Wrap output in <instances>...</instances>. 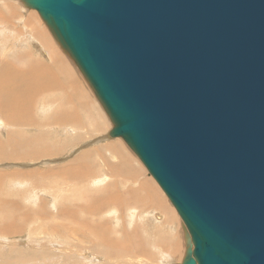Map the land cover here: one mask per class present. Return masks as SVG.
Wrapping results in <instances>:
<instances>
[{
  "label": "water",
  "instance_id": "95a60500",
  "mask_svg": "<svg viewBox=\"0 0 264 264\" xmlns=\"http://www.w3.org/2000/svg\"><path fill=\"white\" fill-rule=\"evenodd\" d=\"M189 234L181 264H264V0H21Z\"/></svg>",
  "mask_w": 264,
  "mask_h": 264
},
{
  "label": "rangeland",
  "instance_id": "374dc122",
  "mask_svg": "<svg viewBox=\"0 0 264 264\" xmlns=\"http://www.w3.org/2000/svg\"><path fill=\"white\" fill-rule=\"evenodd\" d=\"M0 1H1V3H0V16H2L0 18H3V20H5L3 22L2 19H0V21H1L0 23H3V24H0L1 25L0 29L2 30V31H0V41L3 40L2 43H0V63L4 62L5 60H9L15 66L22 67L23 69L30 68L31 65L34 68L39 67L41 69H44L45 66L51 65L50 68H52L51 69L52 71L51 70L50 71L55 73L54 75L57 77V79L59 80L61 85H67V86L63 90H58L57 94H55V95L52 94L53 96L50 94L48 96L57 97L58 98V104L61 103L62 100L65 101L66 108L67 107L73 108V106H72L73 103H75L77 106V102H76L75 97L78 94V99H79L80 90L81 91L84 90L85 92L88 93V94H86V96L84 98V101L88 102V103H86V105L81 104L80 106H78V108H75V109L73 108L74 110L73 109L71 110V108H69V110H71V111H67V115L68 114L69 115L66 116L67 119L65 118V120H63V118H62L64 116V112L61 113V115L59 116V120H61V121L63 120V122H61V124L59 123L58 118H56L54 115H52L54 113L55 109L50 110V112H49L50 114L48 112L45 115L41 113L42 117L45 120L44 124L47 125L48 127H50L48 131L43 130L41 132L45 133L46 142H48V143L51 142V144L56 143L55 144L56 147H53V150L57 151L58 153H53V151H50V153H52V154L46 155V156H50V157L44 156V158H42L41 160L34 161V162L33 161H27V162L12 161L11 162V161H3L2 158H0V161H2V163H0V172L5 171L4 173H6L7 175H12V174H14L13 172H16V171H19V172L35 171V170L43 171L47 168L58 167L62 164L66 165L67 163H70L71 161L76 160V159L78 160V162H80L78 156L81 155L82 152H85L87 150H92V149H95L97 147L99 149L103 148L105 150V149H108V147L111 145L113 147V149L116 150L117 156L112 157L110 155V151H109V153L106 151H103L104 158L107 160V162L110 164V166H106L104 164L103 165V172L100 174L106 175L107 178L109 179V183H111V184L117 183L120 185H124L126 183H129V184H131L132 188L135 190L139 186L149 184V183H151L150 181H152L153 184L155 186H157L161 195H163L164 198L167 199L166 201H167V204L169 205V207H171V206L173 207V208L171 207V209H173L174 213L176 214L175 216H176L177 221L179 223L178 222L175 223V225H176L175 228H172L170 230L169 227L166 226L169 221H166L163 219H162L163 221L160 219H156V217H162L163 212L156 207H155V209H154V207H152L153 210L148 208V210H145V212H146L145 214L141 213L140 210L138 211L140 214H144L145 216H147L148 219H150V217H151V220H149V222L147 219H145V221L147 220L146 222H148V224L146 222H141L139 217H138L139 214L137 213L136 219L134 218L133 219L134 222L133 221L130 222V225H129V218L130 217H129V215L127 216V214H129V212H127V211H126V213L124 212L123 214H121V218H122V222H123L122 227L123 228L125 227L124 229L128 230L129 232H132L133 229L140 227L138 229L140 236L143 237L146 241L148 238L147 242L151 243L153 246L152 248H150V251L152 250L151 251L152 254H147L146 256H142L139 254L138 255L133 254V255H130L129 257H127L128 255L124 254L125 257L122 256L121 259H110V260L105 259L107 261V264H151V263L152 264H165V260L172 261L173 264H181L183 261V258L185 256L184 251L186 252V249H187L189 234L186 230V227H185L181 217L177 213V210L175 209V207L171 204L169 199L166 197V195L164 194V192L162 191V189L160 188L158 183L149 174L148 170L143 165L140 158L131 150V148L126 144V142H124L122 140V138L118 139V138L109 137V133L114 128V125L112 124L109 116L105 112L100 101L97 99V97H96L93 89L91 88L90 84L87 82V80L85 78H83L84 77L83 74L79 71V69L75 65L74 61L61 49L59 44L55 41L50 30L48 29L45 22L41 19L40 15L37 13V11L31 10V9L29 10L28 8L24 9L25 6L21 0H0ZM6 9H8V10L6 11ZM11 10H12V12H11ZM9 12L11 13V15ZM29 14H30V16H29ZM33 14L36 15V19L32 20L33 23L31 22V26L33 25V27H35V25H37L39 27V25H40L42 28L41 27H39V28L43 31L40 32L39 28H38V32L39 33H42V32L46 33V35L49 36L48 38H50L49 40L52 41V44H51V42L49 43V40L47 43L42 38H41V40L37 39L38 36H34V34H33L36 31V29L32 28V30L34 29L33 33H32L31 27L26 25L27 20L30 19L31 15H33ZM7 18L10 19V23H8L9 20L7 21ZM5 22H7V24H5ZM11 22L14 24H12ZM38 32L36 31V33H38ZM16 38H18V39H16ZM3 45H5V46H3ZM48 45H51V47H54V48L55 47L58 48L59 52L62 54V57H63V58L60 57L61 59H60L59 63L62 65L64 62V64H66L67 67L71 66V70H70L71 75H73V76L75 75L74 78L77 77V79H79V77H80V80L83 81L82 83L85 82V84H83L85 86V88L80 86L81 89L79 88L77 91H76V87H75V90H74V88H70L68 90V88H69L68 84L70 81L67 82L65 80L63 73H61V72L57 73L59 71V65L60 64L58 63L59 65H57L54 63V60H52V58H51L52 51L47 49V48H49ZM54 48L52 49L53 51L55 50ZM20 56H22V57H20ZM17 57H20L21 59H26L27 62H25V61H24V63H22L23 61L17 62V60H16ZM77 74H78V76H77ZM77 79H76V81H77ZM73 90H74V92H76V93H74L76 95V96L74 95L75 97L72 96ZM91 93L92 94L94 93V94L90 95ZM69 95H70V98H72L71 100H68V99H70ZM88 95L91 97L90 99H89ZM94 95H95V97H94ZM66 99H67V101H70V102L69 103L66 102ZM74 99H75V101H74ZM71 102H73V103H71ZM87 105H88V107H87ZM86 109L88 110V112ZM74 111L76 114H74ZM86 113L88 114V116ZM0 115H3V114L0 112ZM91 116H92V118L90 119ZM48 117H49V119H48ZM98 117H99V119H98ZM37 118L38 117L36 115V119ZM3 120H4V118H3ZM75 121H77V122H75ZM86 122H87V125H86ZM63 123L66 124V126H63ZM2 124L3 123L1 120L0 126ZM72 124L76 127L74 128V126ZM80 124H82V125H80ZM80 126H82V128ZM96 126H97L98 131H97V129L95 130ZM103 126H104V128H103ZM100 127H101V129H100ZM67 128H69V129L66 130ZM2 129L0 130V132H2V133H5L7 131L5 129H3V130ZM72 129H73V131H71ZM92 129L95 131V135L92 134V132H91ZM27 133H28V131H27ZM87 133H89V135ZM24 135H25V133H24ZM30 136L33 137L32 135H30ZM29 139H31V138L26 137L24 141H28ZM0 140H2L0 142L6 141V137L1 136ZM40 140L41 139H39V142H40ZM117 140H120V141H117ZM1 151L2 150H0V152ZM3 152L5 153V151H3ZM88 156L91 159L87 161L88 162L87 167H86L85 162H84L83 169H85L87 171H88V169H90V171L93 169V173H94L98 168L97 167L98 161H95V159L98 158V156H101V153L98 150L97 153H88V155L86 157H88ZM124 158H128V161H127L126 167L123 166V169H128V170L134 172L135 176L126 177V178H118L119 177L118 174L109 173V169L111 166L119 165V164H121V162L125 163L126 160H124ZM61 169H62V167L60 169L55 168V170H58V171ZM100 174H98L97 176H99ZM97 176H95V177H97ZM95 177L89 176V177L84 178L83 180H85V181H87L93 185L98 184L97 183L98 181H96L97 178H95ZM48 179H51V178H49V177L45 178V180H48ZM127 179H129V180H127ZM54 180H56V181H54ZM57 180L59 181V183ZM63 182L64 181H62L60 178H53L52 181L50 180L48 182L47 186L51 190H53V189L57 190L59 188H69L68 186L64 185L65 183H63ZM109 183H107L106 185H108ZM11 184L12 183H10L7 186V188H4V191H6L8 193V195H10L13 199L20 202V206L14 208V211L17 213V215L16 216L13 215V216H14V218L17 219V221H12L11 223H8V222H5V220L9 219L10 217L7 216L4 218H0V228L2 231L5 232L7 228L9 230L13 229V231H15V230L19 229V227L22 225L23 226L25 225V227H26V225H28V226L24 229H21L20 234L12 235V236L7 235L9 237L7 239H6V237H3L4 238L3 239L0 236V264H11L12 262L16 263V264H97V262H98V264H104V263L106 264L105 260H103V258L99 255V254H104L105 242L101 241L102 242L101 243L98 241L97 243L93 244L92 241L95 238L93 237V235L91 233H84L85 238L83 239L81 237H77L76 233L73 230H71V229H75V230L83 233L86 223L90 221V219H91L90 217H92V216L85 214V212H81L79 215V219H75L76 217H74V216H70L69 218H65V219H59L58 218L59 215L65 216V214H67L68 212L57 214V213H59V210H58L59 206L53 203L52 200L54 197L51 196L49 193L46 194L44 192H40L36 188L30 190L28 188L24 189L20 186H12L11 187ZM129 184L127 185V187L129 186ZM49 186H51V187H49ZM82 189H83V187H82ZM123 189H124V187L122 186L120 188V190H123ZM99 190H101V192H102V190H104V189L100 188ZM99 190H98V192H99ZM67 191L68 192H66V193L69 195H66V196H59L60 194H57L56 198L58 199V201L63 202V199L71 198L73 202L77 199L80 202H83L82 199L79 197H85V198L90 199L89 197L91 195L93 197L97 196V194L95 195L94 192L93 193L91 191L87 192V191H83L81 189H77L76 191H73L74 194H72V196L70 195L71 194L70 190H67ZM104 192H106V191H104ZM101 195L103 196V194H101ZM97 197L99 198V195ZM0 198H6V197L3 195V196H0ZM46 200H49V203ZM9 201H11V200H9ZM21 203L24 206H22ZM45 204H46L47 212L52 213V215H53L52 218L57 217V219L54 221V224L58 228H60L59 229L60 231L58 233L44 232V230L48 229V227H49V229H52L50 227V225H47V224L51 223L52 219H50L48 222H46V220H44L42 222L44 225L43 226H42V224L40 225L41 229H35V230L30 229V227H32V228L34 227L33 226L34 224L32 226L27 224V223L32 222L30 220V219H32L31 218L33 216L32 214L39 213L38 211ZM37 205H39V206H37ZM76 207L80 208V206H76ZM76 207L73 208L72 212L76 209ZM40 212H41V210H40ZM84 214H85V218H84ZM87 216H89V218ZM114 217H116V216L111 214L108 216V218L106 220L111 221L112 219H114ZM126 217H127V219H126ZM123 219H124V221H123ZM126 220H128V221H126ZM101 221H104V219H101ZM101 221H100V224H101ZM136 222H137V224H134ZM139 223L142 224L143 227ZM108 225L111 228H114V227L118 228L119 227L118 225L117 226L113 225V227H112V223H109ZM149 225L151 227H149ZM134 226H135V228H134ZM170 226L172 227L173 224H171ZM37 227H39V224H37ZM69 228H71V229H69ZM145 228L146 229L148 228V230H149V233L147 235L148 237L145 236L144 234H142L143 231L145 230ZM169 232H171V233H169ZM48 235H53L56 238V242H54V238H52ZM116 235L119 236L118 233H116ZM45 236H47L48 239ZM175 237H177V238H175ZM113 239L115 241L114 237H113ZM162 241H163V243H161ZM178 241H179V244L181 245V247L178 248L179 253L173 254V251L175 249V245H177V246L179 245ZM123 242H124V240H123ZM173 242H176L177 244L176 243L173 244ZM171 252H172V255H171ZM173 255L176 257V260L173 258L174 257ZM169 256L170 257L172 256L171 257L172 259L171 258L169 259L168 258Z\"/></svg>",
  "mask_w": 264,
  "mask_h": 264
},
{
  "label": "bare ground",
  "instance_id": "6f19581e",
  "mask_svg": "<svg viewBox=\"0 0 264 264\" xmlns=\"http://www.w3.org/2000/svg\"><path fill=\"white\" fill-rule=\"evenodd\" d=\"M0 3H1V1H0ZM24 9H26V7ZM7 10L8 9H6V11ZM11 12H12V10H11ZM10 15H11V13H10ZM29 16H30V14H29ZM0 17H2V16H0ZM0 19H2L3 22L5 21V20H3V18H0ZM34 19H36L35 14L31 15L30 19L27 20L26 25L31 27V30H32V28H34L38 32V28L41 27L40 25H39V27L37 25H35V27H33V25L31 26V22L33 23L32 20H34ZM8 20H9L8 23H10V19L7 18V21ZM0 24H3V23H0ZM5 24H7V22H5ZM12 24H14V23H12ZM33 30H32V33H33ZM0 31H2V30L0 29ZM36 31L33 33L34 36H38L39 38L37 37V39L41 40V38H42L45 42L48 43V40L50 39V38H48L49 36H47L46 33H43V32L42 33H39V32L36 33ZM39 31L41 32L43 30H41L39 28ZM16 39H18V38H16ZM2 41H0V43H2ZM50 42L52 44L51 40H49V43ZM3 46H5V45H3ZM48 47L49 48H47V49L52 51V55H51L52 60H54L55 64L59 65L60 64L59 62L61 59L60 57H62V54L59 52L58 48L51 47V45H48ZM53 48L55 49L54 51L52 50ZM20 57H22V56H20ZM20 57H17V59H16L17 62H19V61H23L22 63H24V61L27 62L26 59H21ZM60 65H59V71L57 73H59V72L63 73L65 80L67 82L70 81L68 84V86H69L68 90L70 88H74V90H75V87H76V91H77L80 88V86L85 88V86L83 85V84H85V82L82 83L83 81L80 80V77H79V79H77V77L74 78L75 75L74 76L71 75V73H70L71 66L67 67V65L64 64V62L61 66ZM50 66L51 65H48V66H45L44 69H41L39 67L34 68L31 65L30 68L23 69L22 67L15 66L9 60H5L4 62L0 63V112L3 114V115H0V117L2 118V119L0 118V121L2 120V123H3L0 126V130L2 128L7 130L5 133L0 132V134H1L0 137L1 136L6 137V141L0 142V150H2L0 152V156H1L0 158H2L3 161H11V162L12 161H19V162L33 161L34 162V161L41 160L42 158H44V156L50 157V156H46V155L52 154V153H50V151H53V153H58L57 151L53 150V147H56V145H55L56 143L51 144V142H49V143L46 142L45 133L41 132L43 130L48 131L50 128L44 124L45 120L42 117L41 113L45 115V114H47V112L49 113L50 110L55 109V111L53 110L54 113L52 115H54L56 118H58V121L61 124V122H63V120H65L66 116L69 115V114L67 115V111H71L73 108L74 109L78 108V106H80L81 104L86 105V103H88V102L84 101L86 94H88L84 90H82V91L80 90L79 99H78V94L76 96L74 94L76 92H74V90H73L72 96H74V95L76 96V97L75 96L74 97L76 98V102H77V106L75 103L71 102V103H73V105H72L73 108L72 107L66 108V105H65L66 103L62 99H61L62 102L58 104V98L57 97L48 96L50 94L51 95L57 94L58 90H63L67 86V85H61V83L59 82L57 77L54 75L55 73L51 72L52 68H50ZM77 76H78V74H77ZM83 78H85V77H83ZM76 79H77V81H76ZM93 94L91 93L90 95H93ZM94 97H95V95H94ZM69 98H70V95H69ZM90 98L91 97L89 96V99ZM71 99L72 98H70L68 100H71ZM74 101H75V99H74ZM66 102L69 103L70 101H67V99H66ZM87 107H88V105H87ZM69 108H71V110H69ZM63 112H64V116L62 115L63 120L61 121V120H59V116ZM87 112H88V110H87ZM74 114H76L75 111H74ZM36 115L38 117L37 119H36ZM87 116H88V114H87ZM3 118H4V120H3ZM91 118H92V116L90 117V119ZM48 119H49V117H48ZM98 119H99V117H98ZM75 122H77V121H75ZM80 125H82V124H80ZM86 125H87V122H86ZM63 126H66V124L63 123ZM75 127L76 126H74V128ZM80 127L82 128V126H80ZM103 128H104V126H103ZM68 129L69 128H67L66 130H68ZM96 129H97V126H96L95 130ZM100 129H101V127H100ZM27 131L29 134L27 133ZM71 131H73V129ZM97 131H98V129H97ZM91 132L93 135H95V131L93 129L91 130ZM24 133H25V135H24ZM87 134L89 135V133H87ZM30 135H32L33 137H31ZM26 137H30L31 139H29L28 141H24ZM39 139H41L40 142H39ZM118 139H121V138H118ZM0 141H2V140H0ZM117 141H120V140H117ZM98 150L100 151L101 156H98V158L95 159V161H98L97 162V167H98L97 170L93 173V169L91 171H90V169H88V171L83 169L84 162H85V165L87 167V165H88L87 161L91 159L89 156L86 157L88 155V153H97ZM3 151H5V153ZM103 151H106L108 153L110 151V155L112 157L117 156L116 150L113 149V147L110 145L108 147V149H105V150L103 148L99 149L97 147L95 149L82 152V154L78 156L80 162H78V160L76 159V160L71 161L70 163H67L66 165L62 164L58 167L47 168L43 171H40V170L22 171V172L16 171V172H13L14 174H12V175H7L6 173H4L5 171L0 172V196L4 195L6 197V198H0V218H4L7 216L10 217L9 219L5 220V222H8V223H11L12 221H17V219L14 218V216L17 215V213L14 211V208L20 206V202L13 199L10 195H8V193L6 191H4V188H7V186L10 183H12L11 187L12 186H20L24 189L28 188L30 190L36 188L40 192H44L46 194L49 193L51 196L54 197L52 200L53 203L59 206V209H58L59 213H57V214L68 212L67 214H65V216L59 215V217H58L59 219L69 218L70 216H74V217H76L75 219H79V215L81 212H85V214L92 216V217H90L91 218L90 221L86 223L83 233L79 232L75 229H71V228H69V229L73 230L76 233L77 237H81L83 239L85 238L84 233H91L93 235V237L95 238L92 241L93 244L97 243L98 241L99 242H101V241L105 242L104 254H99L103 258V260H105V259L106 260L121 259L122 256L125 257V255H128L127 257H129L130 255H133V254H136V255L139 254L142 256H146L147 254H152V252H151L152 250L150 251V248H152L153 246L151 243L147 242L148 238L146 241L143 237L140 236V233L138 230L140 227L135 228V226H134L135 229H133L132 232H129L128 230L124 229L125 227L124 228L122 227L123 222H122L121 214H123L124 212L126 213V211L129 212V214H127V216L129 215V217H130L129 218V225H130V222H132L134 218L136 219L137 213L139 214L138 217H139L141 222H146L147 220L149 222V220H151V217H150V219H148L147 216L144 215L146 213L145 210H148V208L153 210L152 207H154V209L156 207L163 212L162 217H156V219H160V220L163 219V220L169 221L166 226H168L170 230L172 228H175V226H176L175 223L178 222L177 218L175 216L176 214L174 213L173 209H171L172 206L169 207V205L167 204V201H166L167 199H165L164 196L161 195L157 186H155L152 181H150L151 183H149V184L141 185L138 188L136 187L137 188L136 190L133 189L131 184H129V183H126L124 185H120L117 183H115V184L109 183V179L107 178V176L104 174H100L103 172V165L104 164L106 166H110V164L104 158ZM124 160H126L125 163L121 162V164H119V165L111 166L109 169V173L118 174V176H119L118 178H126V177L135 176L134 172H132L128 169H123V166L126 167V165H127L128 158H124ZM0 163H2V161H0ZM61 167H62L61 170H59V171L55 170V168L60 169ZM98 174H100V175L97 176ZM89 176H93V177L97 176L95 178H97L96 181H98L97 183L100 186L98 184H94V185L90 184L89 182L83 180L84 178L89 177ZM47 177H49L51 179L45 180V178H47ZM53 178H60L62 181H64L63 182V183H65L64 185L68 186L69 188H59L57 190L56 189L55 190L49 189L47 186L48 182L50 180L52 181ZM127 180H129V179H127ZM54 181H56V180H54ZM58 183H59V181H58ZM107 183H109V184L106 185ZM128 184H129V186L127 187ZM122 186L124 187V189L120 190V188ZM49 187H51V186H49ZM82 187H83V189H82ZM100 188L104 189V190H102V192H101V190H99ZM77 189H81V190L87 191V192L91 191L92 193L94 192L95 195L96 194H97V196L99 195V198L97 196L93 197L92 195L89 197L90 199L85 198V197H79L82 199L83 202H80L78 199L73 202L71 198H66V199H63L64 203L58 201V199L56 198L57 194H60L59 196L69 195L66 193V192H68L67 190H70V193H71L70 195L72 196V194H74L73 191H76ZM98 190H99V192H98ZM104 191H106V192H104ZM101 194H103V196ZM9 200H11V201H9ZM46 201L49 203V200H46ZM21 205H22V203H21ZM39 205H37V206H39ZM22 206H24V205H22ZM76 206H80V208H77ZM74 207H76V209L72 212ZM40 210H41V212H40ZM40 210L38 211L39 213L32 214L33 215L31 217L32 219H30L32 221L31 223L26 222L27 224H29L31 226L34 224L33 225L34 227L33 228L30 227V229H34V230L35 229H41L40 225L41 224H42V226L44 225L42 223L44 220H46V222H48L50 219H52L51 223L47 224V225H50V227L52 229H49V227H48V229L44 230V232L58 233L60 231L59 230L60 228H58L54 224V221L57 219V217L52 218L53 217L52 213L47 212V210H46V204L43 205L40 208ZM139 210L141 213H144V214H140L138 212ZM85 214H84V218H85ZM111 214H113L116 217H114V219H112L111 221H107L106 219ZM89 216H87V217L89 218ZM101 219H104V221H101ZM126 219H127V217H126ZM145 219H147V220L145 221ZM100 221H101V224H100ZM123 221H124V219H123ZM126 221H128V220H126ZM148 222H146V223L148 224ZM109 223H112V227H113V225H116V226L118 225L119 227L118 228L117 227L111 228L108 225ZM37 224H39V227H37ZM134 224H137V222ZM171 224H173L172 227L170 226ZM140 225L142 226V224H140ZM150 225H149V227H151ZM27 226L28 225H26V227ZM26 227H25V225L24 226L22 225L19 227V229L15 230V231H13V229L9 230L7 228L5 232L2 231L0 228V236L2 238L6 237V239H7V238H9L8 236L20 234L21 229H24ZM148 228L147 229L145 228V230L142 233L145 236H147L149 233ZM116 233H118L119 236H117ZM169 233H171V232H169ZM48 236L54 238V242H56V238L53 235H48ZM45 237L47 238V236H45ZM113 237L115 238V241H114ZM175 238H177V237H175ZM123 240H124V242H123ZM161 243H163V241ZM174 243H176V242H173V244ZM178 244H179V241H178ZM179 245L178 246L175 245V249L173 251V254L179 253L178 248L181 247V245L180 246ZM184 253H185V251H184ZM171 255H172V252H171ZM171 257L169 256L168 258L170 259ZM173 258L176 260L175 256ZM106 260H105V262L107 264ZM13 264H16V263H13ZM97 264H98V262H97ZM165 264H173V263H172V261L165 260Z\"/></svg>",
  "mask_w": 264,
  "mask_h": 264
}]
</instances>
